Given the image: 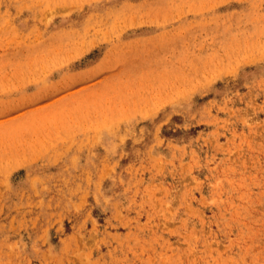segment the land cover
Here are the masks:
<instances>
[{
    "label": "rangeland",
    "instance_id": "374dc122",
    "mask_svg": "<svg viewBox=\"0 0 264 264\" xmlns=\"http://www.w3.org/2000/svg\"><path fill=\"white\" fill-rule=\"evenodd\" d=\"M0 264H264V0H0Z\"/></svg>",
    "mask_w": 264,
    "mask_h": 264
}]
</instances>
